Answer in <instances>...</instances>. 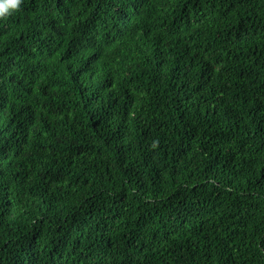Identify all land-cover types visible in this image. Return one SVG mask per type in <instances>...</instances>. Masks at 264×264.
Segmentation results:
<instances>
[{
	"label": "trees",
	"instance_id": "1",
	"mask_svg": "<svg viewBox=\"0 0 264 264\" xmlns=\"http://www.w3.org/2000/svg\"><path fill=\"white\" fill-rule=\"evenodd\" d=\"M0 264H264V0L0 18Z\"/></svg>",
	"mask_w": 264,
	"mask_h": 264
},
{
	"label": "clouds",
	"instance_id": "2",
	"mask_svg": "<svg viewBox=\"0 0 264 264\" xmlns=\"http://www.w3.org/2000/svg\"><path fill=\"white\" fill-rule=\"evenodd\" d=\"M21 0H0V18H4L11 12L18 10ZM156 147V144H153Z\"/></svg>",
	"mask_w": 264,
	"mask_h": 264
}]
</instances>
